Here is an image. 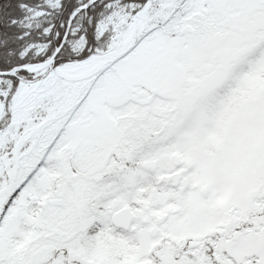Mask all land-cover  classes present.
<instances>
[{"label":"snow or ice","instance_id":"1","mask_svg":"<svg viewBox=\"0 0 264 264\" xmlns=\"http://www.w3.org/2000/svg\"><path fill=\"white\" fill-rule=\"evenodd\" d=\"M0 264H264V0H0Z\"/></svg>","mask_w":264,"mask_h":264}]
</instances>
